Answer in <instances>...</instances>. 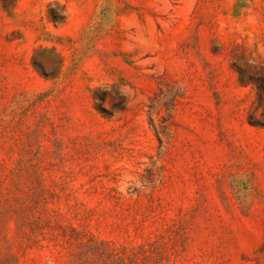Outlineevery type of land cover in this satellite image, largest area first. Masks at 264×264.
Segmentation results:
<instances>
[{
	"label": "rangeland",
	"instance_id": "374dc122",
	"mask_svg": "<svg viewBox=\"0 0 264 264\" xmlns=\"http://www.w3.org/2000/svg\"><path fill=\"white\" fill-rule=\"evenodd\" d=\"M0 264H264V0H0Z\"/></svg>",
	"mask_w": 264,
	"mask_h": 264
}]
</instances>
